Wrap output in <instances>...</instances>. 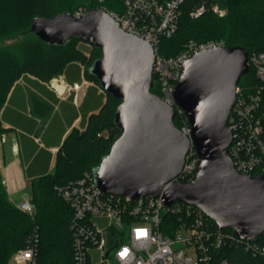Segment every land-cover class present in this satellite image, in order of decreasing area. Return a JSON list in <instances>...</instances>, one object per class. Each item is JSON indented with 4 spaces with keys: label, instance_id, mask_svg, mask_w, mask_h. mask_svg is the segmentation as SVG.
Returning a JSON list of instances; mask_svg holds the SVG:
<instances>
[{
    "label": "water",
    "instance_id": "1",
    "mask_svg": "<svg viewBox=\"0 0 264 264\" xmlns=\"http://www.w3.org/2000/svg\"><path fill=\"white\" fill-rule=\"evenodd\" d=\"M30 32L49 45L77 39L101 51L89 73L104 94L120 101L114 125L121 132L93 169L103 194L195 206L245 242L264 233V176L239 173L227 153L233 139L230 113L239 82L249 73L245 49L206 50L184 62L174 99L190 124L187 135L174 123L176 108L151 91L153 47L123 31L105 10L91 9L80 18L66 12L36 17ZM192 149L199 158L196 178L180 183Z\"/></svg>",
    "mask_w": 264,
    "mask_h": 264
},
{
    "label": "trees",
    "instance_id": "2",
    "mask_svg": "<svg viewBox=\"0 0 264 264\" xmlns=\"http://www.w3.org/2000/svg\"><path fill=\"white\" fill-rule=\"evenodd\" d=\"M199 0H187L176 33L160 41L158 53L172 58L183 52L190 42L197 44L223 41L226 47H241L251 56L264 52V0H211L227 10L220 18L207 12L200 18L189 15ZM76 5L86 11L103 8L114 12L122 8L117 0H0V40L19 35L25 38L16 44L0 48V135L8 129L2 122V110L14 87L22 80L33 77L38 82L66 74L71 67L84 68V75L99 82L89 69L101 57V51L77 39L64 46L44 43L30 32L36 17L54 18L60 13L74 14ZM257 83L254 70L242 77L239 86L250 89ZM99 89H97L98 92ZM91 91V90H90ZM90 91L82 105L86 118L82 132L73 130L59 149L55 170L31 183L33 216L13 204L0 176V264H9L18 250L25 248L38 235L35 264H76L74 212L60 190L93 173L101 158L108 154L112 144L121 136L114 125L120 101L100 93L91 97ZM152 93L161 96L157 75L154 73ZM174 123L181 129L180 116ZM182 218L165 214L161 231L171 235ZM232 239L213 253L211 264H263L258 248L264 246V233L252 242Z\"/></svg>",
    "mask_w": 264,
    "mask_h": 264
},
{
    "label": "built area",
    "instance_id": "3",
    "mask_svg": "<svg viewBox=\"0 0 264 264\" xmlns=\"http://www.w3.org/2000/svg\"><path fill=\"white\" fill-rule=\"evenodd\" d=\"M117 1L122 4L119 10L107 12L99 9L109 13L123 31L153 47L156 55L154 73L160 86V97L176 108L177 115L186 119L181 130L189 135L188 119L174 99L182 65L202 51L226 47L225 43L190 42L179 55L166 58L158 53L160 41L176 33L187 0ZM98 2L102 4L105 0ZM85 12L83 10L76 18ZM207 12L220 18L227 14V10L217 2L199 0L189 15L197 19ZM248 66L254 70L257 83L250 89L237 88L228 121L233 139L227 153L239 173L254 177L264 176V52L249 56ZM49 84L61 95L81 87L79 84L70 85L61 77L52 79ZM198 161L196 151L190 150L178 182L195 180ZM60 192L74 212L72 227L76 264H94V252L99 254L101 262L110 260L111 264H211L213 253L232 239L231 232L219 228L195 206L175 202L166 207L162 198L133 201L123 196L103 194L93 173H87ZM17 207L31 216L35 214L32 202H24ZM165 214L182 218L179 225L171 230V235L161 231ZM101 219L108 220L105 227H102ZM37 249L38 235H35L30 244L14 253L9 264H35ZM258 250L264 259V246Z\"/></svg>",
    "mask_w": 264,
    "mask_h": 264
},
{
    "label": "crops",
    "instance_id": "4",
    "mask_svg": "<svg viewBox=\"0 0 264 264\" xmlns=\"http://www.w3.org/2000/svg\"><path fill=\"white\" fill-rule=\"evenodd\" d=\"M60 77L81 87L61 95L49 83L28 77L14 87L2 110L8 131L0 135V176L15 206L31 190L33 180L54 172L59 149L68 135L73 130L82 132L86 120L82 105L88 92L91 90V97L102 92L86 80L82 67H71ZM31 199L32 195L24 202Z\"/></svg>",
    "mask_w": 264,
    "mask_h": 264
},
{
    "label": "rangeland",
    "instance_id": "5",
    "mask_svg": "<svg viewBox=\"0 0 264 264\" xmlns=\"http://www.w3.org/2000/svg\"><path fill=\"white\" fill-rule=\"evenodd\" d=\"M74 10H75V12H74L73 15H74L75 17H77L78 15H81V14H82V11L85 10V9H84V7H82V6L76 5V6L74 7ZM24 38H25V36H23V35H19V36H16V37H10V38H7V39H5V40H0V48H3V47H5V46H10V45H13V44L19 43V42H21ZM83 70H84V68H83ZM84 76H85L86 80H87L89 83H91V84H96V83H95V80H93V79L90 78V77H87L86 75H84ZM58 77H60V76H56V77H54V78H58ZM54 78H52V79H54ZM52 79H51V80H52ZM51 80H50V81H51ZM50 81H49V82H50ZM49 82H47V83H49ZM62 95H64V94H62ZM185 123H186V119L183 118V117H180L181 128H183V125H184ZM186 130H187V132L189 133V131H188L189 129H188L187 127H186ZM31 195H32L31 190L26 191V192L23 194V196H22L21 198H19L20 200L18 201L17 204L20 205V204H22L24 201L29 200ZM13 204H14V203H13ZM99 221H100L102 227H105L106 224L108 223V220H106V219H101V220H99ZM93 260H94V264H111L110 260L105 261V262H101V258L99 257V254L96 253V252L93 253Z\"/></svg>",
    "mask_w": 264,
    "mask_h": 264
}]
</instances>
